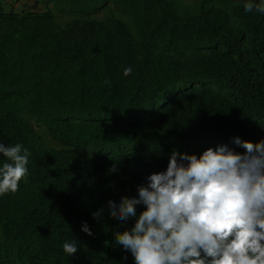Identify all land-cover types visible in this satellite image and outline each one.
I'll list each match as a JSON object with an SVG mask.
<instances>
[{"label":"trees","instance_id":"obj_1","mask_svg":"<svg viewBox=\"0 0 264 264\" xmlns=\"http://www.w3.org/2000/svg\"><path fill=\"white\" fill-rule=\"evenodd\" d=\"M245 2L0 0V143L28 150L0 196V264H134L114 234L135 218L109 199L173 150L264 141V13Z\"/></svg>","mask_w":264,"mask_h":264},{"label":"clouds","instance_id":"obj_2","mask_svg":"<svg viewBox=\"0 0 264 264\" xmlns=\"http://www.w3.org/2000/svg\"><path fill=\"white\" fill-rule=\"evenodd\" d=\"M253 9L264 13V0H246L245 12ZM131 72V66L123 69L124 76ZM232 142L245 151L227 144L199 156L173 150L166 169L149 174L136 196L107 201L121 224L135 218L133 227L114 234L134 264H264V141ZM21 150L19 143H0L7 158L0 164V196L16 192L27 172L28 150ZM139 205L146 207L137 215ZM81 231L92 235L86 222ZM62 250L70 256L78 242L65 241Z\"/></svg>","mask_w":264,"mask_h":264}]
</instances>
